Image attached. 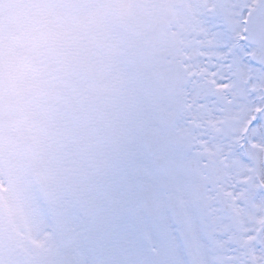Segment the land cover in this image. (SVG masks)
<instances>
[{
	"label": "snow or ice",
	"instance_id": "6c2138e0",
	"mask_svg": "<svg viewBox=\"0 0 264 264\" xmlns=\"http://www.w3.org/2000/svg\"><path fill=\"white\" fill-rule=\"evenodd\" d=\"M0 264H264V0H0Z\"/></svg>",
	"mask_w": 264,
	"mask_h": 264
}]
</instances>
